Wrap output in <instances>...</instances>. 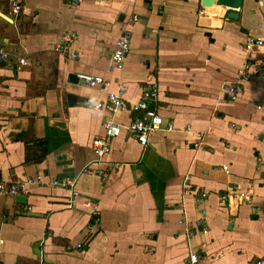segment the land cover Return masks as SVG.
<instances>
[{"label": "crops", "instance_id": "obj_1", "mask_svg": "<svg viewBox=\"0 0 264 264\" xmlns=\"http://www.w3.org/2000/svg\"><path fill=\"white\" fill-rule=\"evenodd\" d=\"M71 1L21 0L14 17L0 0V182L41 180L19 200L0 194V264H189L191 252L198 264H264V62L243 48L246 36L264 37V0H243L235 18L202 0ZM123 30L129 49L111 68ZM65 32L76 35L75 59L54 51ZM248 58L256 67L229 102L222 86ZM82 73L106 85L69 79ZM149 81L164 127L145 147L122 131L108 168L96 163L103 121L132 115L91 104L121 86L134 103ZM53 178L70 188L51 187ZM237 191L251 194L254 214Z\"/></svg>", "mask_w": 264, "mask_h": 264}, {"label": "built area", "instance_id": "obj_2", "mask_svg": "<svg viewBox=\"0 0 264 264\" xmlns=\"http://www.w3.org/2000/svg\"><path fill=\"white\" fill-rule=\"evenodd\" d=\"M80 0H72L71 5L78 4ZM21 0H9L10 13L14 17H18L20 12ZM76 40V35L73 32H65L58 43L54 47V51L61 56H67L70 59H75L77 57L74 51H71L70 47L73 41ZM130 34L127 30H123L121 36L115 43V48L110 57L111 68L122 67L123 60L129 49ZM244 51L248 53L256 52L261 55L262 61L264 62V37H252L246 36L243 41ZM8 58V52L5 49L3 42L0 40V63L6 61ZM21 65H24V60H19ZM252 66H255L253 62L248 58L245 60L243 66L237 70L236 80L234 82H226L222 86V91L227 97L229 102L237 100L239 94L242 90V83L247 80V70ZM78 79L82 80L88 87L95 88L97 86L106 85V82L100 76H94L87 73L78 74ZM125 88L119 87L117 91L108 93L103 102H94L91 106L95 109H102L110 113L115 112H125L132 116L129 118L126 124L116 123L112 119H105L102 123V134L94 137L91 140V148L96 157V163H101L106 165L108 168V158L110 156L111 141L113 138L118 136L122 131L129 137L135 139L138 144L142 147L147 146L149 137L164 127V119L160 116L154 109L150 106L156 101L158 97V86L154 82H146L140 88L139 99L134 103H127L124 100ZM260 106H257L259 108ZM166 128L171 129V124H168ZM117 167L118 165H114ZM226 171L227 167L223 166ZM105 170V169H104ZM103 169H93V168H82V171L86 174H96L102 178H105L106 174ZM188 175L184 176L183 187L187 186ZM40 177L35 176L22 181L14 182H0V194L17 196L22 195L26 192V186L31 184L40 183ZM49 184L53 188H70L71 182L68 179H57L53 178L50 180ZM208 192L203 190L200 197L197 199V203H201L203 198L206 197ZM75 197L78 195L76 191L72 192ZM232 196L237 197L241 204H249L250 211L252 214L255 213L256 208L250 204L251 194L248 191H237L231 193ZM223 199L224 196H221ZM97 207L92 206L91 214L95 217V221H98L96 217ZM180 224L185 226V231L189 233V227L186 226L183 220L179 221ZM194 227L199 229L200 232H205L206 227L203 225L202 220H197L194 223ZM81 244H77V248H80ZM200 261L199 256L195 252H191L188 256L189 264H198ZM256 264H261V262H256Z\"/></svg>", "mask_w": 264, "mask_h": 264}, {"label": "water", "instance_id": "obj_3", "mask_svg": "<svg viewBox=\"0 0 264 264\" xmlns=\"http://www.w3.org/2000/svg\"><path fill=\"white\" fill-rule=\"evenodd\" d=\"M242 1L243 0H202V4L203 6H211L213 4L217 6H222L228 12L227 14L228 17L235 18L238 12L237 10L242 6ZM0 16L3 15L0 13ZM69 79L73 82L84 83L82 80L78 79L75 74H70ZM15 199L19 200L21 199V196L17 195Z\"/></svg>", "mask_w": 264, "mask_h": 264}, {"label": "trees", "instance_id": "obj_4", "mask_svg": "<svg viewBox=\"0 0 264 264\" xmlns=\"http://www.w3.org/2000/svg\"><path fill=\"white\" fill-rule=\"evenodd\" d=\"M40 160V157L39 158H37V159H34V161H39Z\"/></svg>", "mask_w": 264, "mask_h": 264}]
</instances>
